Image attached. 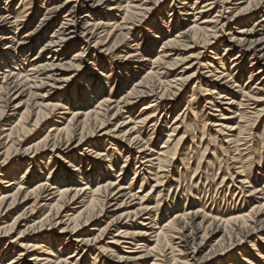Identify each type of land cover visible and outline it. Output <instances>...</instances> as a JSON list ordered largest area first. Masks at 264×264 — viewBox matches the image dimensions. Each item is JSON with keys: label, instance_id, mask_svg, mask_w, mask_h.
<instances>
[{"label": "bare ground", "instance_id": "obj_1", "mask_svg": "<svg viewBox=\"0 0 264 264\" xmlns=\"http://www.w3.org/2000/svg\"><path fill=\"white\" fill-rule=\"evenodd\" d=\"M49 1L46 0V2ZM55 1L57 0H52V3ZM161 1L165 0H154L153 4L151 0H114V6L106 9L104 5L109 3V0H76L75 7L70 9L71 13L67 17L69 19L66 21L62 19L63 22L59 23L50 36L46 37L43 34L48 31V28H41L39 32H30L21 40L17 39L19 37L17 36L18 30L27 23L25 18L28 19L30 15L26 14V11L15 14L14 9L5 5L7 7L4 10L6 15L0 17V41L5 42V45H11V47L0 49V127L8 116L12 119L17 114L18 117L17 119L14 117V120L10 121L9 129L7 127L6 130H0V149H4L5 155V161L0 162V220L21 206L30 205L25 206L22 212L17 215L18 219L14 220L12 224L3 226L0 224V234H3L0 246L4 248L1 250L2 252L0 251V264L4 257L12 254L14 249L10 245L12 243H6L7 235L20 223L19 219L28 220L30 218H33L32 223L14 239L13 244L17 246V251L9 257L6 264H87L86 256L90 255H92L89 259L91 264H98V256L101 253L110 254L111 258L115 257L112 252L104 249H101L98 255L94 254L97 250L96 245L102 242V237L112 226L120 228L117 234L111 238L113 241L106 243V246L111 244L119 247V250H137L136 253H131L134 254L132 257L116 256L115 259L120 262L141 264L147 258H154L150 264H160L157 262V257H163L166 250H169L172 256L171 264H211L210 261L217 256L225 258V260L221 259L222 264H260V261L264 260V218H262L264 216V190L252 186L251 178L245 174V167L242 163V156L245 155L242 153L244 152H248L245 155L247 156L246 160L251 161V154L253 155L250 150L252 149L251 144L256 143L259 139L252 134L253 132H246L248 125L251 124L248 119L251 121L253 119V123L255 122L256 125L264 118V0H171L167 17L160 19L163 26L155 27L154 24L147 26L146 34H150V29H153L154 33L152 32V35L150 34L151 36L148 37H140L136 41L137 43L133 44L132 48L130 47L127 55L121 59V64L116 68H110L107 76L103 77L105 80L112 75L115 78L119 77L122 80L119 81V87L123 89L141 71L140 76L131 82L130 88H127L118 100L101 96L104 87L97 76L102 77L103 74L98 70L90 80L84 77L85 79L77 83V96H74L73 91H70L68 87L72 79L79 77L80 73L84 72L83 66L86 63L92 61L90 64L92 67L102 69L104 63L98 64L97 51L102 54V52L107 53L114 49L117 52L123 49V45L118 46L117 44H124L123 42L128 40V36L135 30L134 21L146 23L145 20L152 10L151 7L158 6ZM23 2L26 0H22L21 4ZM34 9L36 10V8ZM44 10L52 11L47 20L56 18L54 6L51 8L46 6ZM80 11L86 13L81 18L78 16ZM231 26L238 28L232 32ZM175 28H177L175 33L168 35ZM166 34L168 36L164 37ZM162 37L164 38L162 39ZM159 40L161 41L160 50L150 56L152 47ZM80 41L85 45V48L75 51L72 58L67 61L68 53L70 50L76 49L75 45ZM110 41L112 44L107 47ZM41 42L44 43L39 46L37 56L28 61L26 58L28 50L31 51ZM198 45L203 51H209L212 56L203 64L195 65L193 63L183 70L186 71L191 67L195 68V66L201 70L213 69L211 72H206L210 77H205L213 78L210 82V87L213 90H201L204 93L202 97L205 98V104L211 106L214 112L219 113L211 127L216 128L214 132L222 137L221 146H225L228 151L231 149V152L235 153L231 157L234 165H239L235 174L240 179V186L248 184L247 188L249 189L247 192L245 191L248 193V198L258 199L255 198L257 195H262V198H259V203L251 206L249 212L241 211L237 216L224 221L218 220L204 211L203 213H200L199 210L182 211V213L178 212L175 216L167 218L165 223L157 227L158 223L154 224L156 222L154 219L160 214L159 204L148 206L149 200L146 198V194L142 195L140 191H137L138 195L137 193L132 194V191L127 189L126 194H121L124 189L121 184L116 182L120 176L115 177V182L107 183L109 178L107 170L109 171L111 168L110 165L104 166V164L110 161H102L103 157L107 158L108 156L102 154L101 151L103 146L110 145L107 143L108 139L116 140L121 144L125 143L128 149L135 146L129 151V154L132 152L137 154L134 161L140 160L137 162L141 164L138 168L141 167L140 170L143 172L145 169L155 171L153 174L155 184L161 185L160 180L165 177H163L164 174L159 175L158 173L163 172L161 168L166 164L171 166V162L180 155L182 146L191 135L190 130L193 131L192 139H195L197 114L191 109V105L195 101L193 96L196 87H193L192 95L185 102L184 111L181 113L179 110L171 127H167L166 140L161 148L156 151L150 139L143 143L140 140L139 131L142 129L152 135L156 134L163 123L157 118V111L161 108H168L167 112H172L179 107L180 93L188 78H183L184 74H182L171 81L165 79L168 78L171 70L185 60L177 59L176 51L182 48L188 50L193 46L199 47ZM102 49L104 50L102 51ZM219 50L223 55L218 58ZM144 52L149 54L145 55ZM44 54L50 57L44 58ZM174 56L176 57L173 58ZM198 56H201L200 52ZM225 56L227 58H224ZM214 61L217 62V68L212 66ZM226 62L231 65L229 69H225ZM26 63L27 66L24 69ZM140 63L143 64L139 65ZM246 63H248V67H246ZM197 68L193 75L198 72ZM226 71L229 72L225 74ZM232 71L240 74V77L244 74L247 75L245 85L237 86L236 80L232 82L231 79H228L226 83L223 82L224 79L230 78ZM68 74L71 75L68 76ZM178 82L180 83L178 84ZM228 83H234L232 86L237 88L236 92L228 90V88L232 89ZM178 85L179 87L176 88ZM198 89L200 90L202 87L199 86ZM215 90L217 91L215 92ZM59 94H61L60 97H58ZM65 96L67 97L65 98ZM73 96L75 99H72ZM22 97L26 99L20 100ZM238 97H240L239 101H237ZM17 100L20 102L16 103ZM48 100L56 102L55 104H45L44 102ZM93 100H96L95 106L91 105ZM72 101L73 104H71ZM76 102L84 107H82V112L80 108L71 109L69 107H74ZM141 102L146 103L141 107L140 115L136 121L123 118L124 122L120 126L131 124L132 127L121 136L120 132L122 131L118 129L98 135L111 119L128 114ZM259 103L262 104L258 105ZM22 106L24 109L19 112V109L23 108ZM222 106H227V108L222 109ZM60 110L67 111L63 114L58 113L59 115L69 116V118H65L66 120L61 119L64 124L58 121L52 123L48 128V134L23 149L22 157L29 164L20 180L17 179V174L20 171L18 165H13L11 169L3 171V164L7 163L6 158L13 146L34 132L36 133L49 120L52 121V118H56L57 112ZM9 111L13 115H8ZM185 112L187 113L185 114ZM190 118L193 119L191 123H189ZM120 126H116V128H120ZM86 128H92L91 138L94 140L89 142V152L93 155V162L88 164V158L85 159L84 156L83 159V155H81L77 160L78 155L75 154L76 148H79L82 143L86 144L90 139L84 133ZM202 128L200 142L206 132L204 125ZM249 131L251 130L249 129ZM75 136L78 137L77 143L71 148ZM193 140L191 142H194ZM209 141H207V146ZM207 146L203 149V154L207 151ZM113 150H115V155L120 156L118 153L120 149ZM46 152H51L52 157L56 152L59 159L67 161L64 162L68 164L67 168L74 169L68 171L65 167H61L51 179H41L40 171L44 164L42 165L38 158ZM192 152L193 150L190 151V154ZM52 157H46L45 163L49 164V159ZM260 158L259 163L261 162L263 165L264 157ZM127 160L128 156L125 157L124 164ZM181 161L182 165L189 163L187 159H181ZM84 164H87V166L85 165L87 171H84ZM123 166L125 167V165ZM29 167L34 168L35 172H32L30 178L27 179ZM55 167L57 168V166H53L54 171ZM263 168L264 165L257 173L258 180L264 176ZM136 173L137 167H135L134 175ZM147 175L150 173L147 172ZM23 178L27 180L23 182ZM142 179L144 181L146 177L143 176ZM231 184L235 187L233 180H231ZM242 187L235 188L242 191ZM14 188L16 189L14 190ZM124 197H128V200L131 201H138L135 205L137 208L130 211V207H128L130 202L121 201L118 205H114L113 218L105 226H101L104 224L101 223V220L106 216L105 207L112 201L117 202L119 198ZM41 202L45 203L39 205ZM72 206L79 207L71 208ZM125 207L126 209H123ZM36 215L38 217L34 220ZM142 216H146L145 220H150L149 225L151 226L148 230L153 231L152 237L146 232V229L140 231L134 227L133 222ZM92 224L95 225L91 230H87L85 235H80V231L86 225ZM221 225L230 227V229L221 230L222 235L214 241L215 245L227 238L230 242L229 247L218 250L210 247V251L213 252H210L207 257L196 259V255L200 254L206 240L210 238L209 236L212 237L221 232L219 230ZM60 226L64 227L59 230L58 236L49 235L58 230L56 228ZM137 226L144 227L146 225ZM257 235H263V237L259 238L256 243H251L248 250L240 251L247 244L246 241L249 238L257 237ZM61 236L67 238H60ZM236 236H240L241 239L237 238L238 241L233 242L232 240ZM146 237L154 239L153 246L147 244ZM176 240L178 242L174 243ZM55 244L61 247L55 249ZM9 251L10 253H8ZM233 251H236L235 255L230 259L227 258L228 254H232ZM182 255H186V258L189 257V261L192 263L186 259L180 261L179 258H176ZM249 256L251 258H248ZM26 258L29 260L26 261ZM219 262L216 264H220ZM101 264H104V261Z\"/></svg>", "mask_w": 264, "mask_h": 264}, {"label": "rangeland", "instance_id": "obj_2", "mask_svg": "<svg viewBox=\"0 0 264 264\" xmlns=\"http://www.w3.org/2000/svg\"><path fill=\"white\" fill-rule=\"evenodd\" d=\"M21 1L22 0H0V9H2V10H0V17H3L4 15H6L4 10H5V8L7 9V7L14 9L15 14H17L19 12L22 13V11H26V14L30 15L28 19L25 18L27 23L22 28H20V30H18L17 36H19V37L17 39H20V40L22 38H24L25 36H27L30 32H34V31L39 32V30L41 28H43V29L48 28V31H45L43 34L46 35V37L50 36L51 33L59 25V23L63 22L62 19H64L65 21L69 19L67 17L71 13L70 9L75 7V2H76V0H57L53 3H52V0H50L49 2H46V0H26V2H23L21 4ZM151 1H152L151 3L153 4L154 0H151ZM170 1L171 0L161 1V3L158 6H156V7L152 6L151 7L152 10H151L150 14H148L146 17L147 18L145 20L146 23L135 22L134 20H136V19L133 18L134 20H132V21H134V24H136V25H134L135 30L132 31L131 34L128 36V40L126 42H123L124 44H117L118 46L123 45V49H121L119 52H117L116 49H114L112 51L110 50L107 53L102 52V54L99 53V51H97L96 55L98 57L97 60H99L98 64L104 63L102 69H100L99 67H92V65H90L92 61L86 63V65L83 66L85 68L84 72L80 73L79 77L72 79V82H70V84L68 85V87L70 88V91H73L74 96L78 95V94H76V91L78 90L77 83L80 80H83L85 78L90 80L91 77H93V75L96 74L95 73L96 70H98L99 72H101V74H103L102 77H100L99 75L97 76L98 77L97 79H100L99 82L102 83V85L104 87L103 93L101 96H107L110 99L118 100L123 95V92H125L127 88H130L131 82L136 80L137 79L136 77L140 76L141 71H139L138 75L134 79L130 80L128 85H126V87L123 89H121L119 87L120 86L119 81H122V80H120L119 77L115 78V76L112 75L107 80H105V78L103 79V77L107 76L106 74H108L110 68H112V67L116 68V66L118 67L119 64H121V62H122L121 59L127 55V53L129 52L128 50L132 48L131 46L133 44L137 43L136 41H138V39H140V37H148V36L152 35L151 34L152 32L154 33L153 29H150L149 32L151 35L146 34L147 33L146 32L147 26H151L152 24H154L155 27L156 26H158V27L163 26V24L160 23V19H162L163 17L164 18L167 17L166 15L168 14V11H169L168 9H170V7H169ZM114 3H115L114 0H109V3H107L104 6L106 9H108L111 6H114L113 5ZM6 4L8 5L7 7H5ZM46 6H49V8H51V6H54V8H56V14H55L56 18L55 19L47 20L50 18V14L52 13V11H45L44 9L46 8ZM34 8H36V10ZM35 11H36V13H35ZM84 14H86V13H84V11H80V15H78V16L81 18ZM116 16H119V15H116ZM231 27H232V32L235 31L234 29L238 28L235 26H231ZM162 30H163V28H162ZM176 30H177V28H175L173 31H171V34L169 33L168 35L174 34ZM168 35L166 34L164 37H166ZM164 37H162V39ZM4 43L5 42L0 41V44H1L0 49L1 48L9 49L11 47V45H5ZM43 43L44 42L39 43L38 46L33 47V49L31 51L28 50V52L26 54V58L28 61L31 60L32 57L37 56V54L39 53V46ZM81 43H82L81 41L78 42L75 45L76 49L70 50V52L68 53V58L66 59L67 61H69L72 58L75 51H79V49L85 48V45L81 44ZM160 43H161V41L159 40L158 43L154 47H152V51L150 53V56L155 55L160 50V46H161ZM111 44H112V42L110 41V43L107 45V47L111 46ZM14 47H16V45H14ZM200 47L201 46H199V47L193 46V48L188 49V50L186 48H182V49L176 51L177 59H185L186 61L184 60L185 62L183 61V63H180L178 65V67L171 70L169 72L168 78L165 79L166 81H171V80H173V78H178V76L182 75V74H184L183 78H188V80L184 83L183 89L181 90V93H180V97H179V101H178V103L180 104L179 107L172 112H167L168 108H161L157 111L156 116H157V118L160 119V121H163V123H162L161 129L159 131H157L156 134L152 135V134H150V132H148L146 130H142V129H140V131H139L140 140L143 141V143L146 142V140L150 139L151 144L154 145V148H156V151L159 148H161L164 145L163 144L164 141L166 140L165 135L167 134V131H168L167 127L168 126L171 127L173 120L179 114V110H181V113L184 111V109L186 108V106H184L185 102H187L188 98L192 95L193 87L194 86L196 87L195 92H194V96H193L195 101L191 105V109H193V111L197 114L196 126H195L196 129L194 132L195 139L194 140L192 139L193 131L190 130L191 135L188 137V139H186L184 145L182 146V151H180V155L177 157V159H175L171 162V164H172V165L170 164L171 166H169V165L167 166V164H166V166H163L161 168L163 170V172L158 173L159 175L164 174L163 177H165V178H162L160 180L161 185L157 186L155 184V178L153 176L155 171H148L145 169V172H143V170H140L141 167L138 168L141 164H139L137 162L140 160L137 159L136 161H134V158L137 156V154L135 152L134 153L132 152L129 154V151H131L132 148L135 146H131L128 149L127 145L125 143L121 144L120 142H118L116 140L108 139L109 141L107 143H110V145L108 147L103 146L101 153L108 156L107 158L103 157L102 161L109 160L110 162L104 164V163H101V161H97L98 163L100 162L101 164H104V166L110 165L109 167L111 169L109 171L107 170L108 175H109V178L107 179V181H108L107 183L115 182L116 181L115 177L120 176L116 182L121 184L122 188L124 189V192L121 194H126L127 189H130V191H132V194H136L137 191H140L141 192L140 194H142V195L146 194V198L149 200L148 206H154L156 203L159 204L158 209H160V214L158 215V217L156 219H154V220H156V222H154V224L158 223L157 227H159V226H161V224L165 223V221H167V218H169V217L171 218V217L175 216V214H178V212L182 213V211L183 212H189V211L191 212V211L199 210L200 213H203V211H204L205 213L209 214L210 216L215 217L218 220L224 221L225 219H228L230 217L237 216L241 211H243L244 213L249 212L251 206L259 203L260 199L262 198L261 197L262 195H257L255 198H258V199H254V200H252V198H248V193H246L247 190L249 189V188H247V187H249L248 184H244L243 187L240 186V184H239L240 179L235 174V172H237V170H238L236 168L239 167V165H234L235 163H233V161L231 160V157L235 153H232L231 149L228 151V148H226L225 146H221L222 137L214 132L216 130V128L211 127V124L215 121V119L218 118L217 116L219 113L214 112L211 109L212 108L211 106L205 104V100H204L205 98L202 97V95L204 93L201 92V90H213L210 87L211 86L210 82L212 81L213 78H211V79L205 78L207 76L210 77V75L206 74V72H211L213 69L212 70L211 69H208V70L202 69L201 70V69H199L198 66H195V68L191 67L189 70H186V71L183 70L185 67H187L193 63L195 65L197 63L203 64L204 62H206L209 59V57L212 56L209 51L208 52L203 51V49ZM104 49H102V51ZM99 50H101V48H99ZM199 52L201 54L200 57L198 56ZM146 54H149V53L146 52L145 55ZM218 54H219L218 58L223 55L221 50H219ZM92 55L94 56V54H92ZM47 56H49V55L44 54L43 57L45 58ZM176 56H174L173 58H175ZM224 58H227V56H225ZM90 59H92V57H90ZM140 61H141V59H140ZM141 64H143V63H140L139 65H141ZM225 64H226L225 69H229L231 67V65H229V62H226ZM26 66H27V63H26V65H24L23 68L25 69ZM212 66L214 68H217V62L214 61ZM140 67L143 68L145 66H140ZM246 67H248V63H246ZM196 68L198 69V72L195 75H193ZM218 71L222 72L220 70H218ZM228 72L229 71H226L225 74H227ZM231 73L232 74H231L230 78L224 79L223 82L226 83L228 79H231L232 82H235V80H236L235 84L237 86L242 87L243 85H245V83L247 81V75L246 74H244L242 77H240V74H237V72H235V71L234 72L232 71ZM70 75L71 74H68V76H70ZM97 79L95 78V80H97ZM105 83H106V86H105ZM179 83L180 82H178V84ZM112 84H113V86L111 87ZM233 84L232 83L229 84V86L232 89L228 88V90L232 91V92L233 91L236 92L237 88H234V86H232ZM199 86H201L202 89L199 90L198 89ZM177 87H179V85L176 86V88ZM216 91L217 90H215V92ZM60 96H61V94L58 95V97H60ZM74 96L72 97V99H75ZM66 97L67 96H65V98ZM25 99L26 98L22 97L20 100L24 101ZM239 99H240V97H238L237 101H239ZM20 100H17L16 103L20 102ZM55 102L56 101H51V100L49 101L48 100L47 102H44V103L45 104H55ZM95 102H96V100H93L91 105L95 106ZM145 103L146 102L139 103L136 107L132 108L128 112V114H123L121 116H117V117H114L113 119H111L108 123H106L105 127L101 129V131L98 133V135L102 134L103 132H109V131H113L114 129H116V130L118 129V130L122 131V132H120V136H121L125 131H127L128 129H130L132 127L131 124L129 126H124V127L120 126L124 122L123 118H130L132 121H134V120L136 121L140 115V109ZM71 104H73V101ZM261 104L262 103H259L258 105H261ZM69 107H71V109H79L80 108V109H82L81 112L83 111V108H84L81 104H79L77 102L74 104L75 108L72 106H69ZM226 108H227V106H222V109H226ZM10 109H12V108H10ZM23 109H24V107L20 108L19 112H22ZM65 111H67V110L58 111L57 115H56L57 117L52 118V121L49 120L48 121L49 123L47 122V124H46L47 126L45 125L40 130H37L36 133L34 132L35 135L31 134L28 138H25L22 142L14 145L13 148L10 150L7 158H6L7 163L3 164L4 165L3 171H5V170L7 171V170L11 169L13 165H18V167L20 168V171L17 174L18 175L17 179L19 181L20 178L25 174V169L28 167V164H29V162L26 159H24V157H22L23 149H25L31 143L38 141L44 135L48 134V128L50 125H52V123L58 121L59 123L64 124V121L61 119H65V118L67 119V118H69V116L59 115L58 113L63 114V113H65ZM19 112H18V114H19ZM186 113L187 112H185V114ZM8 115H13V113L11 111H9ZM14 117H16V119H17V117H18L17 114ZM14 117L11 119L8 116L2 122L3 124L1 123L0 130L1 129L6 130L7 127L9 129L10 121L14 120ZM192 121H193V119L190 118L189 123H191ZM248 121L251 124L248 125V129L246 132L247 133L253 132L252 134L257 136V139L259 137V139L258 140L256 139L257 140V142L255 141L256 143L251 144L252 149H250V150H251V153H253V155L251 154V161L246 160L247 156H245V155H247L248 152H244V153L241 152L243 155L245 154L244 156H242V159H243L242 163H243V166L245 167V174H247V176H250V178H251L250 181L252 183V186L256 187L257 189L264 190V188H263L264 176L262 178H260L259 180L257 179V173L261 170L262 166L264 165V164L262 165L261 162L259 163V159H261L260 157H264V118H262L261 121L258 122L256 125H255V122L253 123V119H252V121H251V119H248ZM203 125H204V129H205L204 131H206V132L204 134L202 141L200 142L201 136H202ZM242 125H244V123H242ZM251 125H253L255 127H253ZM116 126H118V127L120 126V128H118V127L116 128ZM251 127H253V128H251ZM249 129L251 131H249ZM92 132H93L92 128H90V129L86 128L85 129L84 133H85V135H88L90 137V139L86 144L82 143L79 146V148L77 147L76 148L77 151L75 152V154L78 155L77 160L80 159L81 155H83V159H84V156H85V159L88 158L89 161L87 162V164L89 162H93V158H92L93 155L89 152V149H90L89 148V146H90L89 142L94 141L91 138ZM116 134H118V133H116ZM180 134H181V132H180ZM110 135L112 136L113 133ZM77 136H78V134H77ZM77 136H75L71 148L74 147V145L77 143V138H78ZM97 140H100V139H97ZM191 140H193L194 142H191ZM208 140H210V141H209V145L207 146ZM206 146H207V151L203 154L202 151ZM109 147H110V149H109ZM60 148L63 149V147H61V146H60ZM117 148L120 149V151H118L120 156H117L114 153L115 150H113V149L117 150ZM240 149H242V148H240ZM133 150L135 151V149H133ZM191 150H193V152L190 154ZM63 151H65V150H63ZM12 154H13V156H11ZM54 154H55L54 157H52L51 152H46L38 158V160H41L42 165L44 164L42 167V171H40L41 177H42L41 179H47V178L51 179L52 176H55L58 173V170L61 167L62 168L65 167V169H67L68 171H71L74 169V168L73 169L67 168L68 164L64 163L67 161H63V160L59 159L60 157H58L56 155L57 154L56 152ZM201 155H203V156H201ZM126 156H128V160L124 164V160H125ZM188 156H190L191 158H189ZM4 157H5L4 149L1 148L0 149V162L5 161ZM46 157L47 158L52 157L51 159H49V164H47V162L45 163V161H47ZM181 159H187V161H189V163L188 164L183 163V165H182ZM87 164H84V167H85L84 171H87V168H86ZM54 165L57 166V168L55 167L56 168L55 171L53 169ZM123 165H125V167ZM135 167H137L136 175H134ZM28 170H29V173L26 175L27 179L30 178L29 176L32 172H35L34 168H31V167H29ZM139 170H140V172H139ZM147 172L150 173V175H147ZM167 172H168V174H167ZM143 176L146 177V179L144 181L142 179ZM113 178H115V179H113ZM27 179L23 178L22 180H23V182H25ZM231 180H233V182H235L234 185L236 188L242 187V191L239 189H236L234 186H232ZM101 181H103V180H101ZM142 181H143V183H142ZM15 189L16 188H14V190ZM137 194L139 195V193H137ZM121 201H126L127 203L130 202V206H128V207H130L129 208L130 211L137 208L135 205L137 204L138 201L128 200V197L119 198L117 202L112 201L109 205H107L105 207L106 216H105V218H102L101 223H104V224H102L101 226H105V224H107V222H109L110 219L113 218V216H112L113 212L112 211L115 208L114 205L115 204L118 205ZM43 203H45V202H41L39 205H42ZM29 205L30 204L21 206L20 208L10 212L11 214H7L6 217L4 216V218L0 220V224H2L1 226L12 224V222L14 220L18 219L17 215L22 212V210L25 208V206L28 207ZM73 207L75 208V207H79V206H72L71 208H73ZM123 209H126V207ZM152 216L154 218L155 214ZM37 217H38V215L34 216V220ZM262 218H264V216ZM145 219H147L146 216H142L138 220H135L133 222L134 227L137 229H140V231L142 229H144V230L146 229V232L152 237L151 234L153 231L148 230L151 226V225H149L150 220L147 221ZM19 221H20V223L16 225V227L13 229V231L10 232V234H8L7 238H6V240H7L6 243L10 242V243H12V244H10L11 247L12 248L14 247L11 255H13L17 251V246L15 244H13L14 243L13 241H15L14 239L17 238L19 233L21 231H23L25 229V227H27L30 223H32L33 218H30L28 220H20L19 219ZM63 222H64V220H63ZM159 223H160V225H159ZM141 224H144L146 226H144V227L137 226V225H141ZM93 225H95V224L86 225V227L80 231V235H85L87 233L86 232L87 230H91V228H93ZM221 226L219 228L220 231L221 230L223 231L224 228H225L224 230H226V228L228 230L230 229V227H225V226L221 227ZM63 227L64 226H60L59 228L57 227L56 229H58V230H56L55 232H51L49 235H51L53 237L58 236L59 230ZM119 228H120L119 226L118 227H115V226L110 227L109 230L106 232V234L102 237V242H100L99 244L96 245L97 250H96V252H94V254L96 253L98 255L99 251L101 249H104V250L112 252L113 255L115 256V257L111 258L109 256L110 254L108 255L107 253H104V254L101 253L98 256V261H97L98 264H101L102 261H104V264H132V263H127V262H120L119 260H117L115 258H116V256L123 257V258L132 257L134 254H131V253H136L135 251H137V250H135V249L119 250V247H117L115 245H111V244H108V246H106L107 245L106 243H110L111 241H113V240H111V238H113L117 234ZM211 228H212V226L210 227V229ZM222 231L220 233L216 234L215 236H212V237L209 236L210 238H208L206 240V243L202 247L200 254L196 255V259H199L201 257H207L210 252H213V251H210V247H212L215 250H218L219 248L221 249L224 247H229L228 244H230V242H228L229 239H227V238H225L226 240L223 239L222 240L223 242L221 241L218 245H215L214 241H216L220 238V236L222 235ZM142 232H144V231H142ZM207 232H208V230H207ZM209 232H211V231H209ZM2 235L3 234H0V240H3ZM151 237H149V238L146 237V240L148 241L147 244L149 246H153L154 239ZM261 237H263V235H257V237L253 236V237L249 238L246 241L247 244L244 245V248H242V249L239 248L240 251L248 250V248H249L248 246L251 243L252 244L256 243L257 240ZM60 238H67V237L61 236ZM237 238L241 239L240 236L239 237L236 236L233 238L232 241L237 242L238 241ZM114 239H117V238H114ZM177 242H178L177 240L174 241V243H177ZM54 246H55L54 247L55 249L61 247L57 244H55ZM108 247L111 249H109V250L106 249ZM2 249H4V248H2L0 246V251ZM8 253H10V251ZM235 253H236V251H233L232 254L231 253L228 254L229 257H227V258L230 259L232 256L235 255ZM11 255L8 254V256L4 257L3 258L4 260H2V264H6L7 260L9 259V257H11ZM163 255H164L163 257H157V260H158L157 262H159L160 264H171L170 261H171L172 256L170 255V251L166 250V252ZM263 255H264V253H263ZM91 256L92 255L86 256L87 264H91V260H89ZM186 257H187L186 255L185 256L182 255V256H177L176 258L177 259L179 258L180 261H183V260L185 261V259H186L189 263H192L189 261L190 258L189 257L186 258ZM248 258H251V256H249ZM153 259L154 258H147L144 261H142L141 264H150L153 261ZM221 259L225 260V258H223L221 256H217L215 259L213 258V260H211L210 262H211V264H216L220 261L219 263L222 264L223 261H221ZM25 260L28 261L29 258H26ZM26 263H28V262H26ZM263 263H264V260L260 261V264H263ZM194 264H202V263H194Z\"/></svg>", "mask_w": 264, "mask_h": 264}]
</instances>
